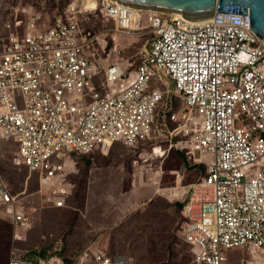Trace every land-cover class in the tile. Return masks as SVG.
I'll list each match as a JSON object with an SVG mask.
<instances>
[{"label":"built area","instance_id":"built-area-1","mask_svg":"<svg viewBox=\"0 0 264 264\" xmlns=\"http://www.w3.org/2000/svg\"><path fill=\"white\" fill-rule=\"evenodd\" d=\"M24 11L22 31L0 44V137L18 144L14 164L39 175L48 191L67 173L72 153L166 138L171 150L207 166L191 186L181 229L195 263L229 264L239 250L249 255L243 264H264V41L238 23L191 21L117 0H74L46 27L33 9ZM83 13L105 29L88 34ZM134 26L151 32L138 63L96 59L109 35L117 39ZM163 75L175 81L181 109L168 85L156 84ZM70 194L57 187L44 204L65 208ZM1 213L17 232L31 226L19 195L3 182ZM80 262L124 264L99 250ZM8 264L65 262L15 255Z\"/></svg>","mask_w":264,"mask_h":264},{"label":"rangeland","instance_id":"rangeland-1","mask_svg":"<svg viewBox=\"0 0 264 264\" xmlns=\"http://www.w3.org/2000/svg\"><path fill=\"white\" fill-rule=\"evenodd\" d=\"M73 1L0 0V44L12 32L22 31L18 22L26 21L25 9L37 12L46 27L63 16ZM90 14H78L82 26L88 34L102 32V21ZM113 27L109 25V29ZM116 37L109 35L104 40L96 54L98 61L110 57L138 63L150 46L151 32L148 26H134L129 34ZM164 83L181 109L175 81L166 75L156 80L160 87ZM163 140L144 141L135 148L116 142L89 154L72 153L64 163L67 173L60 174V181L46 191L41 190L39 175L14 164L18 144L13 138L0 137V182L19 195L31 224L17 232L14 222L0 214V264H8L15 255L34 261L57 257L65 264H82L85 254L98 250L124 264H196L181 229L193 194L190 186L204 179L207 167L191 168L188 158ZM164 152L167 155L160 157ZM57 187L71 191L62 209L44 204V197ZM186 187L189 191L182 194L181 201L172 199L176 197L172 193ZM248 256L234 250L229 264H243Z\"/></svg>","mask_w":264,"mask_h":264},{"label":"water","instance_id":"water-1","mask_svg":"<svg viewBox=\"0 0 264 264\" xmlns=\"http://www.w3.org/2000/svg\"><path fill=\"white\" fill-rule=\"evenodd\" d=\"M144 9L180 14L191 21H222L247 27L264 41V0H117ZM144 8V9H143Z\"/></svg>","mask_w":264,"mask_h":264},{"label":"bare ground","instance_id":"bare-ground-1","mask_svg":"<svg viewBox=\"0 0 264 264\" xmlns=\"http://www.w3.org/2000/svg\"><path fill=\"white\" fill-rule=\"evenodd\" d=\"M92 5H95V2L90 1L89 9H92V8H93ZM137 9H140V8H137ZM143 9H144V8H143ZM144 10L153 11V12H163V11H160V10H154V9H144ZM173 14H174V13H173ZM174 15L181 16L180 14H174ZM157 155H159V154H157ZM190 187H191V186H190ZM176 190H178V189H176ZM188 191H189V187H186L185 189H183V190H178L177 193H172L171 195H172V196H178L179 193H180V194H186Z\"/></svg>","mask_w":264,"mask_h":264},{"label":"trees","instance_id":"trees-1","mask_svg":"<svg viewBox=\"0 0 264 264\" xmlns=\"http://www.w3.org/2000/svg\"><path fill=\"white\" fill-rule=\"evenodd\" d=\"M89 33L92 34L93 32H89ZM172 150H176V152H178V153L184 155V156L186 157V159L188 158L187 155L185 154V152L179 151V150H177L176 148H173ZM187 162L189 163V165H190L191 168H204V167L206 166V165H204V164H193L189 159L187 160ZM206 167H207V166H206ZM199 181H200V180H199ZM180 205H181V206H184L183 203H180ZM190 249H191V248H190ZM191 254H192L193 257H194V254L192 253V250H191ZM23 258H24V257H23ZM24 259H26V258H24Z\"/></svg>","mask_w":264,"mask_h":264},{"label":"crops","instance_id":"crops-1","mask_svg":"<svg viewBox=\"0 0 264 264\" xmlns=\"http://www.w3.org/2000/svg\"><path fill=\"white\" fill-rule=\"evenodd\" d=\"M126 264H128V261H126Z\"/></svg>","mask_w":264,"mask_h":264}]
</instances>
